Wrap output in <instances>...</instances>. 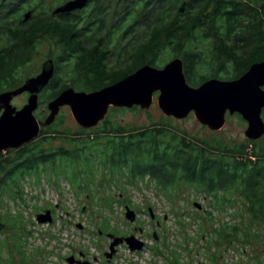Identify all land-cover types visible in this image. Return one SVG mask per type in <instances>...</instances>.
Listing matches in <instances>:
<instances>
[{"label":"trees","instance_id":"1","mask_svg":"<svg viewBox=\"0 0 264 264\" xmlns=\"http://www.w3.org/2000/svg\"><path fill=\"white\" fill-rule=\"evenodd\" d=\"M43 1L0 0V72H5L11 60L19 61L21 51L28 50L35 38L46 39L58 52L52 57L54 75L49 92L40 96L44 103L66 88L89 93L145 65L161 68L166 56L182 60L191 87L209 79H237L252 64L264 61V0H255L248 14L239 0H131L106 26L104 3L108 6L109 0H87L88 13L82 8L57 14H53L55 9L39 12L36 8ZM53 1L60 5L71 0ZM182 4L184 11L180 12ZM26 13L32 23L29 28L23 26L28 20L21 22ZM210 65L212 71L202 72ZM114 109L125 108H110L108 112ZM58 122L59 118L41 128L35 140L17 148L11 157L0 156V207L6 198L25 202L22 184L28 178L36 184L53 181L55 186L63 180L74 193L81 194L101 173L108 185L112 180L123 183L125 179L134 185L146 179L167 197L179 185L218 204L233 205L230 195L237 196L250 221L264 222L263 148L252 149L249 154L244 145L230 146L214 138L199 141L175 130L168 121L129 131L108 124L107 117L96 132L81 128L75 138L62 137L68 147L46 148L50 136L43 134L57 133L53 127ZM94 194H86V200L91 203ZM97 199L101 208L111 209L114 202L113 198ZM13 219L10 226H19L22 216ZM104 225L109 227L106 222ZM110 231V227L105 230ZM213 231L229 240L238 226L224 223ZM18 246L21 261L25 260ZM173 260L180 264L178 257Z\"/></svg>","mask_w":264,"mask_h":264},{"label":"rangeland","instance_id":"2","mask_svg":"<svg viewBox=\"0 0 264 264\" xmlns=\"http://www.w3.org/2000/svg\"><path fill=\"white\" fill-rule=\"evenodd\" d=\"M11 1L19 0H7L8 3H12ZM130 1H121L119 6L118 0H109L108 6L105 2L108 12L104 16V26L115 21L119 14L117 10L124 8ZM215 1L217 0H210V3ZM239 1L245 14H248L249 7L255 5V0ZM61 5L63 4L57 5L53 0H46L36 9L39 12L49 9L50 12ZM83 10L88 13L87 6ZM23 26L29 28L32 23L28 20ZM57 52V48L46 39L35 38L28 50L21 51L19 61L11 60L5 72H0V93L22 86L26 79L40 72L45 60L52 59ZM163 60L167 63L170 59L166 56ZM211 67H203L202 72L212 71ZM48 92H44L46 96ZM156 97L157 94H154L152 104L145 111L133 107L108 112V124L132 131L168 121L175 130L189 137H196L199 141L214 138L230 146L244 145L249 154L257 147L264 149V137L259 146H249L251 141L244 137L246 124L237 115L226 114L223 128L212 132L200 125L192 114L184 119L165 117L157 107ZM26 99L27 95L20 94L12 99L11 104L20 108L26 103ZM46 104L43 101L37 110V115L41 118L49 114ZM262 117L264 121V113ZM57 118L59 122L53 127L57 133L43 134L50 136L48 144H45L46 148L68 147L69 144L62 137L75 138L76 133L81 130L67 106L60 108L55 120ZM101 126L102 121L89 128V131L96 132ZM15 150L8 149L0 156L3 159L9 158ZM103 180L101 173L96 175V183L88 190L84 189L81 194H76L63 180L60 181V186H55L53 181L42 180L36 184L32 178H28L22 184L25 202L18 198H6L0 207V217H4L0 221V224H4L0 228V264H9L10 261L12 264H68V257L75 256L79 259L80 254L90 264H175L174 260L171 261L174 257L179 258L180 264H264V222L250 221L237 196L230 195L233 205H225L212 202L210 198L182 185L167 197L146 179L138 180L134 185L125 179L123 183L112 180L109 185ZM86 194H94L96 197L90 203L86 200ZM100 196L107 200L113 198L111 209L96 205L97 197ZM195 203L200 205V209L195 207ZM125 207L134 211L133 222L125 218ZM50 209H53L52 222L38 223L36 216ZM82 209L85 210L84 214L80 212ZM19 215L22 216L21 224L11 227L10 219L14 220L13 217ZM105 222L111 228L110 232H105L109 228H106ZM224 223L238 226L236 235L229 239L231 241L213 231L214 227ZM23 230L22 236L19 233ZM108 234L121 238L134 236L143 242V247L138 251H131L123 243L115 247V254L108 261L104 257L111 242ZM17 244L25 260L21 261Z\"/></svg>","mask_w":264,"mask_h":264},{"label":"water","instance_id":"3","mask_svg":"<svg viewBox=\"0 0 264 264\" xmlns=\"http://www.w3.org/2000/svg\"><path fill=\"white\" fill-rule=\"evenodd\" d=\"M87 0H71L55 8L53 14L81 10ZM184 11V4L179 8ZM29 19V13L21 17V22ZM54 75L52 59L43 62L40 72L27 79L22 86L0 94V154L8 149H17L34 140L41 128L51 125L60 108L67 106L76 124L89 129L102 121L110 108L131 109L139 107L148 110L157 94L156 104L165 117L184 119L190 114L202 126L212 132L220 131L229 116L238 114L246 122L244 136L248 140H258L264 135L261 111L264 108V61L252 64L240 77L234 80L209 79L198 87L187 84L180 58H173L161 68L145 65L122 80L93 92L75 91L66 88L47 103L48 115L44 121L34 116L38 106V94L48 85ZM24 92L29 94L26 104L20 109L11 105L13 97ZM200 209L199 204H194ZM125 218L135 220L134 211L125 207ZM40 224L51 223L50 210L36 216ZM2 226H0L1 228ZM111 240L104 257L109 261L115 254V247L123 243L131 251H138L143 242L134 236L126 238L108 234ZM81 258L83 255L81 254ZM68 264H90L87 260L70 256Z\"/></svg>","mask_w":264,"mask_h":264},{"label":"flooded vegetation","instance_id":"4","mask_svg":"<svg viewBox=\"0 0 264 264\" xmlns=\"http://www.w3.org/2000/svg\"><path fill=\"white\" fill-rule=\"evenodd\" d=\"M48 59H50V58H48ZM36 76V75H35ZM32 77H34V76H32ZM32 77H30V78H32ZM29 79V78H28ZM27 80V79H26ZM25 80V81H26ZM24 81V82H25ZM23 82V83H24ZM49 84H50V81H49V83H48V85L46 86V87H44L40 92H39V94H38V106H37V108H36V110L34 111V116L38 119V120H40L41 121V117L39 116V115H37V110H38V108H39V106L41 105V98H40V96H41V94H43L44 92H47V88L49 87ZM262 89L264 90V87H262ZM8 91H12V90H8ZM8 91H4V92H8ZM4 92H1V93H4ZM0 93V94H1ZM22 94H25V96L27 95V98H28V96H29V94L27 93V92H24V93H22ZM14 98V97H13ZM12 98V99H13ZM11 102H12V100H11ZM26 102H27V99H26ZM26 104V103H25ZM12 105V104H11ZM13 106V105H12ZM46 106H47V104H46ZM15 107V106H14ZM22 107V106H21ZM20 107V108H21ZM20 108H16V109H20ZM47 108V107H46ZM0 113H2V110L0 111ZM264 113V108L262 109V111H261V118H262V120H263V117H262V114ZM228 114V113H227ZM1 115V114H0ZM240 119H241V121H243L245 124H246V122L241 118V116H240ZM264 122V121H263ZM246 127H247V124H246ZM245 137V136H244ZM264 137V135L260 138V139H258V140H254V141H252V140H248V141H251V143H249L250 145L249 146H252V144H257L258 146H259V142L261 141V140H263L262 138ZM75 257V256H74ZM76 258V257H75ZM76 259H78V258H76ZM79 259H82V260H84L83 258H81V254H80V258Z\"/></svg>","mask_w":264,"mask_h":264}]
</instances>
